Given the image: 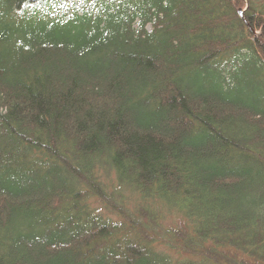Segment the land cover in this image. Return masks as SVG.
<instances>
[{
    "label": "trees",
    "instance_id": "trees-1",
    "mask_svg": "<svg viewBox=\"0 0 264 264\" xmlns=\"http://www.w3.org/2000/svg\"><path fill=\"white\" fill-rule=\"evenodd\" d=\"M0 264H264L261 0H0Z\"/></svg>",
    "mask_w": 264,
    "mask_h": 264
},
{
    "label": "water",
    "instance_id": "water-1",
    "mask_svg": "<svg viewBox=\"0 0 264 264\" xmlns=\"http://www.w3.org/2000/svg\"><path fill=\"white\" fill-rule=\"evenodd\" d=\"M243 13H244V10L239 12V16H240L241 18L243 17ZM245 22H246L247 27H248L249 29H251L250 26H249V24H248V22H247V21H245ZM251 31L253 32L252 29H251ZM253 33H254V32H253Z\"/></svg>",
    "mask_w": 264,
    "mask_h": 264
},
{
    "label": "rangeland",
    "instance_id": "rangeland-1",
    "mask_svg": "<svg viewBox=\"0 0 264 264\" xmlns=\"http://www.w3.org/2000/svg\"><path fill=\"white\" fill-rule=\"evenodd\" d=\"M261 4H264V0H261ZM150 30V28H149ZM175 221L173 218H171L168 222H167V225H171V223Z\"/></svg>",
    "mask_w": 264,
    "mask_h": 264
}]
</instances>
